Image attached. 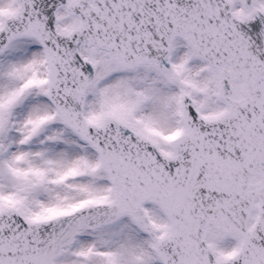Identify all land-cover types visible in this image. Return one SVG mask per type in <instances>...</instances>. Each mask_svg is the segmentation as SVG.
<instances>
[{"label": "snow or ice", "instance_id": "1", "mask_svg": "<svg viewBox=\"0 0 264 264\" xmlns=\"http://www.w3.org/2000/svg\"><path fill=\"white\" fill-rule=\"evenodd\" d=\"M0 264H264V0H0Z\"/></svg>", "mask_w": 264, "mask_h": 264}]
</instances>
